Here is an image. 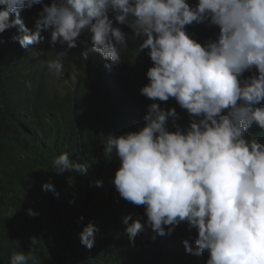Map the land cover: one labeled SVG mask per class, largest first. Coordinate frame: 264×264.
<instances>
[{
  "label": "clouds",
  "instance_id": "obj_1",
  "mask_svg": "<svg viewBox=\"0 0 264 264\" xmlns=\"http://www.w3.org/2000/svg\"><path fill=\"white\" fill-rule=\"evenodd\" d=\"M189 1L0 0V34L14 28L21 48L48 52V72L65 71V81L71 70L53 49L79 50L75 56L86 60L91 47L108 69L133 49L142 56L148 50L153 66L139 92L154 102L144 126L109 135L104 145L105 157L120 163L112 179L119 197L145 206L144 224L123 217L129 244L145 227L163 237L186 222L197 237L195 248L182 242L185 251H207L205 264H264V142L246 136L254 123L264 129V108L257 107L264 102V0ZM253 69L255 75L242 78ZM170 98L191 117L186 128L176 123L175 108L155 102ZM51 171L86 169L62 153ZM42 190L59 195L51 182ZM98 231L89 223L80 243L93 248ZM29 260H36L32 248L12 254L10 264Z\"/></svg>",
  "mask_w": 264,
  "mask_h": 264
},
{
  "label": "trees",
  "instance_id": "obj_2",
  "mask_svg": "<svg viewBox=\"0 0 264 264\" xmlns=\"http://www.w3.org/2000/svg\"><path fill=\"white\" fill-rule=\"evenodd\" d=\"M30 22L34 27V19ZM15 35L14 28L0 34V264H10L12 254L30 248L36 260L28 264H205L207 251L200 256L185 251L182 242L195 248L197 237L186 222L163 237L145 227L135 245L129 244L123 217L131 215L129 223L144 224L145 206L119 197L112 183L119 160L104 155L109 135L144 126L143 117L154 102L139 92L149 83L146 72L153 66L148 50L142 56L133 49L126 61L108 69L91 47L86 60L75 56L79 50L53 49V58L61 57L71 70L72 78L65 81V71L48 72V52L24 50L13 42ZM252 71L242 78L255 75ZM155 102L164 110L175 108L176 123L188 126L191 117L174 98ZM257 107L264 108V102ZM168 130H175L171 121ZM246 136L264 142V129L254 123ZM62 153L86 171L56 175L52 163ZM47 182L58 196L42 190ZM28 209L38 215L29 216ZM80 216L84 220L77 223ZM89 223L99 229L91 249L79 239Z\"/></svg>",
  "mask_w": 264,
  "mask_h": 264
},
{
  "label": "bare ground",
  "instance_id": "obj_3",
  "mask_svg": "<svg viewBox=\"0 0 264 264\" xmlns=\"http://www.w3.org/2000/svg\"><path fill=\"white\" fill-rule=\"evenodd\" d=\"M194 3H195V0H192V1H191V4H194Z\"/></svg>",
  "mask_w": 264,
  "mask_h": 264
}]
</instances>
